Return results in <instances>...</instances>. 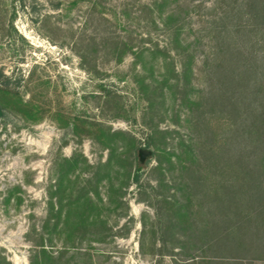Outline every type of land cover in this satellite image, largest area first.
Returning <instances> with one entry per match:
<instances>
[{"label": "rangeland", "instance_id": "1", "mask_svg": "<svg viewBox=\"0 0 264 264\" xmlns=\"http://www.w3.org/2000/svg\"><path fill=\"white\" fill-rule=\"evenodd\" d=\"M19 1L15 5L14 26L21 37L13 36L8 29L12 0H0V84L9 78L8 87L15 88L22 100L37 113L36 121H33L12 108L0 118V252L12 264H29L33 244L27 239V232L33 222L40 227L47 214L48 186L54 182L51 174L55 158L59 154L71 157L81 152L92 165L99 160L106 161L108 150H102L93 138L94 125L91 123L95 122L109 125L113 130L131 132L143 143L142 148L148 133L143 118H150L146 114L145 98L136 92V73L147 76L150 82L162 80L166 70L164 56L152 53L156 46L168 51V60L177 73L181 71L182 61L170 44L174 42H171V34L165 30L158 12H152L157 0H80L74 7L71 3L75 0ZM225 4L224 0H167L162 7L163 15L173 13L180 18L179 24L183 26L181 43H194L196 56L191 63L190 79L191 96L197 99H203L207 94L208 76L216 62L214 22ZM247 18H243V25L250 22ZM244 34L252 36V43H256L253 47L257 50L260 49L258 45L264 46V30L251 34L246 29ZM124 44L126 51L142 49L143 55L137 59L129 50L120 62L117 61ZM87 69L92 73L98 71L101 81L120 95L124 110L118 111L117 106L93 95L97 90L96 80ZM169 76L174 83V74L169 73ZM179 90L166 87L165 104L160 115L153 116V121H160L162 129L176 130L172 133L176 138L175 146L180 135L186 137L191 133L197 114L195 110V118L191 117L188 107L181 106ZM135 102L136 122L127 111ZM118 112L120 116H115ZM205 119L219 145L230 129L229 120L216 110L207 112ZM141 165L144 169L140 186L131 183L125 190L123 200L128 205L127 214H123L126 210L122 208L112 211L115 204L108 201L106 181L100 188L104 200L100 210L111 226L107 239L91 243L70 241L69 255L76 252L89 254L94 264H177L176 261L183 258V254L168 252L160 257L148 252L151 237L148 228L155 222L156 214L141 197L150 200L153 197V190L148 188V194H145L144 187L147 183L156 186L157 180L151 173L156 160L151 157ZM81 169L79 164L78 171ZM227 169L223 176L220 172L206 173L209 179L206 188H216L223 179L229 181L231 176ZM178 172L177 169L175 177ZM83 176H88V172ZM17 185L21 186V192L15 190ZM16 195L21 197L20 201ZM201 209L198 204L195 219L204 224L206 217ZM157 237L156 248H159V231ZM142 241L144 249L141 248ZM62 245L63 241L57 240L52 251H60ZM192 252L201 254L200 249ZM254 264H264V260Z\"/></svg>", "mask_w": 264, "mask_h": 264}, {"label": "trees", "instance_id": "2", "mask_svg": "<svg viewBox=\"0 0 264 264\" xmlns=\"http://www.w3.org/2000/svg\"><path fill=\"white\" fill-rule=\"evenodd\" d=\"M16 2L20 1L12 0L8 29L13 36H20L14 26ZM79 2L75 0L71 6ZM224 2L223 12L214 22L216 62L209 73L207 94L203 99L191 96V63L196 56L194 43H181L183 26L176 14L163 15L162 7L167 0L155 1L152 12H158L165 30L171 34L174 43L170 44L181 57V71L177 73L168 60V51L156 46L152 53L164 56L166 70L162 80L150 82L147 76L139 73L135 78L136 92L145 98L146 114L150 118H143L148 129L143 147L151 148L156 160V165L151 167L156 186L147 183L144 187L145 194H148V188L153 190V197L151 200L141 197L156 214L155 222L148 228L151 237L147 248L153 256L163 257L168 252L183 254L177 264H254L264 260V46L258 45L260 49L257 50L253 47L256 43H252V36L244 34L246 29L251 34L264 30V0ZM244 17L250 21H246V25L242 23ZM122 46L124 48L121 47L117 57L119 62L129 50L132 51L131 48L126 51V44ZM132 53L138 59L144 50ZM169 73L174 74V83ZM92 75L97 89L93 95L117 106L118 111L124 110L120 95L101 81L99 72L94 71ZM7 81L0 84V118L15 108L36 121L35 109L22 100L15 88L8 87ZM166 87L180 89L181 106L188 107L191 117L195 118L193 114L197 111L191 133L186 137L180 135L177 146L172 134L176 130L162 129L160 121H153V116L160 115L165 104ZM215 110L224 113L230 123V129L219 145L205 119L207 112ZM127 111L136 122L137 103ZM91 125H94L93 138L102 150H108L109 156L95 165L90 164L81 152L71 157L59 154L55 158L51 174L54 182L48 186L47 214L40 227L33 222L27 232V239L33 244L29 264H94L89 254L76 252L69 255V242H103L109 236L111 226L100 210L104 205L102 184L107 182L108 201L115 204L112 211L122 208L126 210L124 215L128 209L123 200L125 190L131 183L140 186L144 169L137 156L143 144L140 139L129 131L113 130L102 122ZM79 164L81 171H78ZM227 167L231 179L220 180L216 188L212 186L213 189L208 190L206 173L220 172L223 176ZM177 169L179 174L175 177ZM85 172L88 176H83ZM15 190L21 192V186L17 185ZM12 196L13 193L8 199ZM15 198L21 200L17 195ZM198 204L204 210V224L195 219ZM143 223L146 232V223ZM158 231L161 245L156 248ZM57 240H62L63 245L60 251L54 252L52 246ZM141 248H146L143 241ZM176 248L178 252L174 251ZM195 249H200L201 254L193 253ZM0 264L12 263L0 252Z\"/></svg>", "mask_w": 264, "mask_h": 264}, {"label": "water", "instance_id": "3", "mask_svg": "<svg viewBox=\"0 0 264 264\" xmlns=\"http://www.w3.org/2000/svg\"><path fill=\"white\" fill-rule=\"evenodd\" d=\"M138 160L140 164H144L148 158L153 157V151L149 148H139L137 152Z\"/></svg>", "mask_w": 264, "mask_h": 264}]
</instances>
